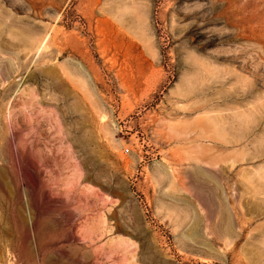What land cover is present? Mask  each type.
Wrapping results in <instances>:
<instances>
[{
    "label": "rangeland",
    "instance_id": "rangeland-1",
    "mask_svg": "<svg viewBox=\"0 0 264 264\" xmlns=\"http://www.w3.org/2000/svg\"><path fill=\"white\" fill-rule=\"evenodd\" d=\"M10 262L264 264V0H0Z\"/></svg>",
    "mask_w": 264,
    "mask_h": 264
},
{
    "label": "bare ground",
    "instance_id": "bare-ground-1",
    "mask_svg": "<svg viewBox=\"0 0 264 264\" xmlns=\"http://www.w3.org/2000/svg\"><path fill=\"white\" fill-rule=\"evenodd\" d=\"M17 216H18V213H17ZM11 261H13V259H11ZM10 264H12V262H10ZM15 264H16V262H15Z\"/></svg>",
    "mask_w": 264,
    "mask_h": 264
},
{
    "label": "built area",
    "instance_id": "built-area-1",
    "mask_svg": "<svg viewBox=\"0 0 264 264\" xmlns=\"http://www.w3.org/2000/svg\"><path fill=\"white\" fill-rule=\"evenodd\" d=\"M126 150H128V149L126 148Z\"/></svg>",
    "mask_w": 264,
    "mask_h": 264
}]
</instances>
